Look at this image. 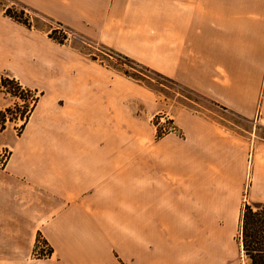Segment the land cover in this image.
<instances>
[{"label":"crops","instance_id":"crops-1","mask_svg":"<svg viewBox=\"0 0 264 264\" xmlns=\"http://www.w3.org/2000/svg\"><path fill=\"white\" fill-rule=\"evenodd\" d=\"M13 1L251 125L165 106L0 11V70L40 93L0 171V229L49 249L30 264H243L241 207L264 202V1ZM157 112L179 133L156 136Z\"/></svg>","mask_w":264,"mask_h":264},{"label":"rangeland","instance_id":"rangeland-1","mask_svg":"<svg viewBox=\"0 0 264 264\" xmlns=\"http://www.w3.org/2000/svg\"><path fill=\"white\" fill-rule=\"evenodd\" d=\"M13 3V0H0V11L4 13L7 8H10L11 13L20 14L19 12L22 10L21 7L18 4ZM36 13L34 10H31L28 7L23 9V18L28 19L30 27L46 28L48 36L53 40L57 41L58 43L71 44L82 54L86 55L92 60H96L114 73H118L138 83L147 90L151 91L159 101L165 104V106H172V108L183 107L192 111H196L221 125L222 127L241 134H246L245 131L251 127L249 121H246L242 117L226 110L223 106L219 105L208 97L190 90L189 88H186L182 85H174L173 83H170L158 75L145 71L140 66L129 63L122 57L111 53L108 48H106V46L93 42L89 38L57 22H53L45 17H39L38 13ZM125 72L128 75L134 76L135 78L133 79L130 76L125 75ZM0 76L12 77L8 75L7 72L1 70ZM137 77H141V80L136 79ZM14 80L18 82V84L24 90H28L30 95L34 97L37 96L39 98V92L24 87L15 78ZM6 90L12 93H19V91H16L15 85L11 84L10 82H7L4 86H0V111L3 112L6 108H10L12 111L11 116L9 114H7V116L16 117L14 113L17 114L24 104L28 103L30 105L32 100L28 93L27 95H22L26 100L24 101L19 97H15L10 93H7ZM134 108L137 110V112L140 110L139 105L134 106ZM148 122L151 124V126H153V128H155L156 136L158 137L171 133H179L168 112H157L149 118ZM21 123V119L15 118L11 121L7 120L4 123V130L0 132V171L9 158L13 140L16 139L24 127L23 126L20 128ZM253 134L257 138L264 139V125L260 124L259 126H256L255 132ZM13 232L14 237L9 239L8 230L0 229V264H30L28 259L32 260L41 258L42 256H45L47 253H49L47 245H45V243H43L42 240L38 238L32 253H30L28 256V246L26 243L27 230L19 229L13 230ZM239 259L241 262L242 258L239 257Z\"/></svg>","mask_w":264,"mask_h":264},{"label":"trees","instance_id":"trees-1","mask_svg":"<svg viewBox=\"0 0 264 264\" xmlns=\"http://www.w3.org/2000/svg\"><path fill=\"white\" fill-rule=\"evenodd\" d=\"M12 1V0H11ZM13 4H18L21 7V11L19 12L20 14L16 13H11V9L7 8L4 11V14L14 21H17L27 27H30V23L28 22L27 18H23V9L27 6L13 1ZM36 13V12H35ZM37 14V13H36ZM39 17H44L41 14H39ZM108 48V47H106ZM108 50L119 56L122 57L125 61L132 63L134 65L140 66L143 70L151 72L155 75H158L165 80L169 81L170 83H173L174 85H179L177 82H175L173 79L166 77L146 66H143L142 64L137 63L133 59L128 58L125 55H122L120 53L115 52L112 49ZM127 76H130L131 78H135L132 75H128L126 72L124 73ZM138 80H141L140 78H136ZM7 82H10L11 84L15 85L16 91H19L17 94L16 92L12 93L6 90L7 93H10L12 96L19 97L22 100L26 101L22 95L28 93L30 96L32 102L29 105L24 104V106L21 108V110L18 111V113H14L16 117H9L7 114L11 116L12 111L10 108H6L3 112L0 111V132L4 130V123L5 121H11L12 119H21L22 123L20 125V128L24 126L26 123L30 113L32 112L33 108L36 105L37 96H32L29 94L28 90H24L18 82L14 80L13 77H8V76H0V86H4ZM21 95V96H20ZM239 237L238 239L240 240L241 244V252L243 254V264H264V202L263 203H256V204H247L245 203L240 210L239 214Z\"/></svg>","mask_w":264,"mask_h":264},{"label":"built area","instance_id":"built-area-1","mask_svg":"<svg viewBox=\"0 0 264 264\" xmlns=\"http://www.w3.org/2000/svg\"><path fill=\"white\" fill-rule=\"evenodd\" d=\"M43 247H45V246H43Z\"/></svg>","mask_w":264,"mask_h":264}]
</instances>
